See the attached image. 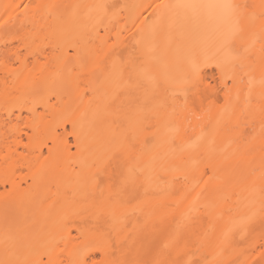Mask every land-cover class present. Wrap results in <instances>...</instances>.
<instances>
[{"label":"bare ground","instance_id":"6f19581e","mask_svg":"<svg viewBox=\"0 0 264 264\" xmlns=\"http://www.w3.org/2000/svg\"><path fill=\"white\" fill-rule=\"evenodd\" d=\"M108 1L0 0V8L30 5L26 14L21 13L24 23L42 20L43 27L71 37L75 66L70 82L73 97L67 93L69 97H62L47 113L25 116V130L7 128L0 119V218L12 213L8 217L14 222L9 225L23 223L0 229V260L38 264L40 256L35 260L31 256L40 253L45 264H71L90 245L88 264L100 259L170 264L193 252L199 258L204 245L246 238L264 226V128L245 131L238 122L241 111L252 115L257 107L252 99L264 90L259 63L250 103L242 91L237 95V87L247 88V83L232 85L226 108L212 109L201 120L192 118L186 124L185 118L175 117L183 114L181 78L193 60L220 47L226 26L218 14L206 12H181L176 18L162 16L149 22L144 17V42L137 53L151 65L133 66L129 82L96 26L103 16L102 25L113 32L114 17L88 7ZM210 2L215 0L202 1ZM34 10L42 17L36 18ZM255 24L258 27L259 21ZM68 58L67 52L62 53L58 62L67 63ZM22 69L16 85L32 88L29 69ZM96 69L98 81L93 76ZM219 70L223 78L231 80L234 75L229 62ZM131 85H139L137 93H147L148 101L142 112L126 118L128 110L118 92ZM215 97L216 92L208 99ZM174 118L179 132L167 128ZM206 119L210 122L204 130L200 124ZM58 120L61 133L52 128ZM20 133L28 139L25 144ZM117 149L127 189L122 193L105 189L101 195L90 165ZM20 169L26 170L22 176L17 173ZM115 179L119 183L120 177ZM109 243L111 255H106Z\"/></svg>","mask_w":264,"mask_h":264},{"label":"rangeland","instance_id":"374dc122","mask_svg":"<svg viewBox=\"0 0 264 264\" xmlns=\"http://www.w3.org/2000/svg\"><path fill=\"white\" fill-rule=\"evenodd\" d=\"M178 1L179 0L108 1V14L114 17L112 21L114 27L113 32L120 33L119 39L117 40L116 37H114L113 32L106 31L104 25L102 24L98 27V34L100 37L104 38L106 44L112 49V57L116 58L120 62L122 68H124L125 80L130 82L133 66L143 65L144 67H149L151 65V62L143 60V58L139 57V53H137L138 48H142L144 42L142 29L145 25L144 22H142V19L146 17L149 22L162 16H165V18H176V12H173L171 9H157L156 6L161 4L173 5L178 3ZM202 1L203 0H196L195 2L202 3ZM234 2L259 4L260 0H234ZM20 4L19 9L13 8L7 9L6 11L5 8H3L4 4H2V8H0V119L7 123V128H12L16 131L25 130V116L30 117L33 112L36 114L47 113V109L49 107L58 106L59 100L62 97H65L67 93L68 95L71 94L73 97V88L70 86L72 84L70 82L74 66V58L72 59L73 56L71 57L74 52L71 37H65V35L61 34L57 35L51 31L52 28L43 27L39 23L42 21L40 18L39 22L33 23V19L31 20L32 17H29L32 23L29 20L24 23V15L22 17L23 19H20L22 15L21 13L24 12L22 11L24 4ZM36 13L37 11H35L34 15H36ZM189 13L193 14L191 12ZM31 14H29V16ZM10 17L12 19L10 20L8 26L5 27L4 21ZM38 17L42 16L36 15V18ZM17 19L20 21H17ZM21 21L24 24H22ZM218 48L202 54L201 59L197 60V62L204 65L201 68L202 74H204L209 80L215 78L216 83L220 88V90L216 92V97L213 101L207 99L203 104L204 108L207 109L210 102H212L211 110L221 108V106L224 105L226 90L224 83L221 82L223 72L219 70L220 68L216 67L215 63H206L207 60L212 59L214 56L216 59L221 60L222 65L227 63L222 59V57L215 55ZM65 52L68 53L69 60L66 61L67 63H62L61 66L58 62L59 56ZM23 62H25L26 65H23ZM23 66H26L27 69H29L28 72L30 73L31 78H33L30 82L33 83L32 88L26 89L25 86L16 85L17 74L23 73ZM93 76L95 80H100V74L97 73V69L95 70V74H93ZM183 77L184 76H182L181 79H183ZM224 81H226L228 87L232 86L230 78H223V82ZM244 83H247L246 77H244ZM168 84L174 85L173 83ZM70 88L72 89L70 90ZM246 90L247 88L244 86L241 93L244 94ZM82 91L86 92V90ZM262 92H264V90H261V92L258 93V99H252V103L257 106L252 115H250V113H246L245 111H241L240 113L238 122L240 127L245 131L251 130L254 126L264 128V100L261 98ZM118 93L120 98L124 99L121 94L122 92L119 91ZM84 96L88 97V92L84 93ZM177 97L181 99L180 93L177 94ZM257 101H259V103ZM210 111H202L199 109L198 105V114L200 115V119L190 117L185 112H183L181 116L176 115L175 117H178L180 120L185 118V123L188 124L192 118L201 120L203 115L209 114ZM209 122V119H206L205 122H201L200 127H204V130H207ZM59 123V120L55 121L52 128L56 129L58 133H61L62 128ZM178 126L179 124L174 118L169 121L167 128L169 131H172ZM200 127L198 126V128ZM20 136L23 144H25L28 141L26 135L24 133H20ZM42 148L45 153L46 148L44 146ZM19 150H22L21 145H19ZM17 173L22 176L26 173V170L20 169ZM10 215L12 217L15 214L9 213L6 217L0 218V229L13 226L9 225L11 217L8 216ZM14 218L16 217L14 216ZM12 222L14 221H11L10 223ZM20 223L15 224L17 226L14 225L13 227L19 228L18 225L23 224ZM262 232H264V226L256 229L246 238L236 237L233 241H231L232 243L228 242L223 244L221 242L218 245H212L209 247L204 245L200 256H203L208 260H225L243 252L244 254L240 255V260L251 261L253 258L257 257V253H259L260 248L256 247L255 252H244V250L248 249L249 246H255L264 242L261 239ZM35 256H40L38 264L46 263V257L43 254L41 255L38 253L32 255L31 258L35 260Z\"/></svg>","mask_w":264,"mask_h":264},{"label":"snow or ice","instance_id":"6c2138e0","mask_svg":"<svg viewBox=\"0 0 264 264\" xmlns=\"http://www.w3.org/2000/svg\"><path fill=\"white\" fill-rule=\"evenodd\" d=\"M15 7L20 8V5H6L5 10L8 8ZM30 5L24 4L23 11L26 13ZM36 7H40L37 5ZM48 7H59L56 5H51ZM74 7H80L76 5ZM88 7H96L101 9L106 15L108 11V5H95ZM157 9L168 8L176 13H199L206 12L210 16L212 14H218V19L227 28L224 34V39L217 49L216 56L222 57L226 62H229L233 70V77L231 78V83L233 86L242 85L244 83V77H247V90L244 92L245 100L251 102L252 92L257 81L253 76L256 64L260 65L261 78L259 83L264 87V0H260L259 4H248V3H237L234 0H215V2L210 3H196L192 0H185V2L176 3L173 5H157ZM8 18L4 21L5 27L8 26L10 20ZM259 21L258 27L255 22ZM103 23V16L100 17L97 22V27L99 24ZM107 31V28H105ZM120 33L117 32V40L119 39ZM259 45V48H256ZM254 52H258V56L254 55ZM206 63H215L217 68H222L223 65L220 59H216L215 56L207 60ZM204 65L193 60L191 62L190 71L187 72L181 81V92L183 95V102L180 103V109L187 113L190 117H195L200 119L198 114V103L199 109L202 111H210L212 107V102H210L207 109L203 106V101L208 99L210 95L220 90L216 83L215 78L209 80L207 77L201 74V68ZM71 71V69H70ZM237 73L239 76L237 77ZM221 82L223 83V77H221ZM139 85H131L128 90L123 91L121 94L124 100L121 102L122 106H126L127 113L126 118H131L132 116L143 111L144 106L148 101V94L144 93L143 96L139 95L136 89ZM225 98L224 105L221 108H226L229 105L231 99V88L225 85ZM243 89L237 87V95ZM261 98L264 100V92L261 93ZM162 106V105H161ZM175 114V108L173 113ZM179 132V128L176 129ZM120 149H117L113 153L104 156H98L93 159L91 167L95 169L93 172V179L97 187L101 190V195H103L105 189L112 192L113 189L117 193H122L127 189L128 181L124 177L123 172L120 170L123 167L124 161L118 159ZM130 172L131 169L129 168ZM119 176V183L115 177ZM119 202V201H118ZM127 202V201H124ZM261 211L264 212V199H262ZM207 235V234H205ZM261 239L264 241V232L261 233ZM169 245H165L167 248ZM111 243H109V251L105 253L106 255H111ZM256 247L260 248L257 257L253 258L251 261L240 260V255L243 252L237 254L236 256L225 259H213L208 260L203 256L197 258L196 253H191L188 255L186 260H174L170 264H264V242L249 246L244 252H255ZM7 251V250H6ZM93 251L90 245H85L84 249L80 252L79 256L74 259L71 264H88V252ZM0 264H24V262L19 260L4 259L0 260ZM49 264H56L54 261H50ZM92 264H149L148 261L144 260H93ZM152 264H166L164 261H154Z\"/></svg>","mask_w":264,"mask_h":264}]
</instances>
